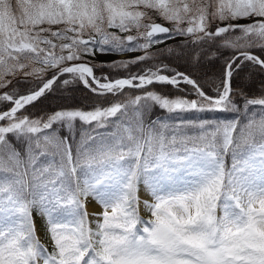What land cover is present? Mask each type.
<instances>
[{
	"label": "snow or ice",
	"instance_id": "1",
	"mask_svg": "<svg viewBox=\"0 0 264 264\" xmlns=\"http://www.w3.org/2000/svg\"><path fill=\"white\" fill-rule=\"evenodd\" d=\"M0 264H264V0H0Z\"/></svg>",
	"mask_w": 264,
	"mask_h": 264
},
{
	"label": "trees",
	"instance_id": "2",
	"mask_svg": "<svg viewBox=\"0 0 264 264\" xmlns=\"http://www.w3.org/2000/svg\"><path fill=\"white\" fill-rule=\"evenodd\" d=\"M239 23L244 24V23H248V21L241 20V21H239ZM179 42H180L179 40H176V41L169 40V41H167V45H173V44H176ZM165 46H166L165 44L157 45V46H154L153 49H151V50L153 52H156L159 49L164 48ZM253 51L257 52V53L259 52L258 49H255ZM130 55H131L130 57H127L124 59H118L117 61L127 60L131 57H134L135 55H138V53H131ZM162 60L164 62L171 61L173 63V65L178 67L181 71L190 70V65H187L183 60H174L172 57H169L167 54H165V56L162 57ZM106 61H113V59H108ZM221 63H222V61H217V62H215V66H213V62H207L206 61L204 64V66L206 68L200 69L198 72H196V75L199 77H203L205 80L211 82V80L214 79L215 75L219 72V68H220ZM206 69H208V72L205 71ZM104 71H107V69H105ZM241 74L240 75L243 78H241V76H240L239 78H237L235 83H237V84L242 83L245 86H247L250 95L251 94H258L260 92V80H259V78L253 76L252 72L247 68H245V70L243 72H241ZM78 87L82 88L83 86L79 85ZM84 91L86 92V90H84ZM209 91H211V89H209ZM64 95L68 98L67 99L68 104H75V105H80V106H84L87 104L85 97L82 95V93L80 91L69 92V93H65ZM59 102H60L59 97L54 98L53 100L48 102V106L49 107H55L56 104H58ZM155 111L158 113L160 110L156 109ZM34 113L38 114V110H34ZM225 162H226V166L230 168L231 164H232V159H231L230 155L225 157Z\"/></svg>",
	"mask_w": 264,
	"mask_h": 264
},
{
	"label": "rangeland",
	"instance_id": "3",
	"mask_svg": "<svg viewBox=\"0 0 264 264\" xmlns=\"http://www.w3.org/2000/svg\"><path fill=\"white\" fill-rule=\"evenodd\" d=\"M130 56H131L130 54H126L123 56H121V55H97L96 60L97 61H106L108 59L118 60V59H124V58L130 57ZM205 68L206 67L204 66L202 69H205ZM205 71L208 72V69H206ZM241 78H243V77L241 76ZM139 195H140L141 201L151 199V197L146 192H144L143 186H141V191H140ZM86 204L91 205L92 209H91L90 213H88V214H89L90 221L94 220L95 217L93 216V214L101 211L100 205L91 197L88 198V200L86 201ZM140 215H141V218L144 220H148L150 218V214L143 208L142 204L140 207ZM34 222H35L37 238L40 240L41 244H43L49 251H51L52 250V244H51V240L49 239V237L47 235V228H46V224H45L44 219L42 217H40L39 215L34 214ZM91 227H93V228L95 227L94 223L91 224Z\"/></svg>",
	"mask_w": 264,
	"mask_h": 264
},
{
	"label": "bare ground",
	"instance_id": "4",
	"mask_svg": "<svg viewBox=\"0 0 264 264\" xmlns=\"http://www.w3.org/2000/svg\"><path fill=\"white\" fill-rule=\"evenodd\" d=\"M91 209H92L91 205L86 204V211H87L88 213H90Z\"/></svg>",
	"mask_w": 264,
	"mask_h": 264
}]
</instances>
